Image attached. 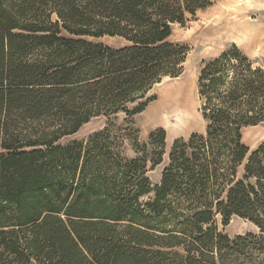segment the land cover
I'll use <instances>...</instances> for the list:
<instances>
[{
    "label": "trees",
    "instance_id": "16d2710c",
    "mask_svg": "<svg viewBox=\"0 0 264 264\" xmlns=\"http://www.w3.org/2000/svg\"><path fill=\"white\" fill-rule=\"evenodd\" d=\"M217 1L0 0V264H264V141L242 140L264 124V63L237 44L204 62L206 131L174 140L157 184L147 166L163 161L164 128L145 144L110 128L181 73L189 47L169 41L173 26ZM102 115L103 129L61 143ZM124 135L140 155L122 154ZM233 215L259 231H219Z\"/></svg>",
    "mask_w": 264,
    "mask_h": 264
},
{
    "label": "rangeland",
    "instance_id": "374dc122",
    "mask_svg": "<svg viewBox=\"0 0 264 264\" xmlns=\"http://www.w3.org/2000/svg\"><path fill=\"white\" fill-rule=\"evenodd\" d=\"M101 41L119 47L126 42L121 38L105 37ZM169 41L180 43L189 47L185 61L182 63V70L178 76L171 77V80L163 84L156 83L149 91L146 98H152L144 109L127 119L125 113L114 117L110 124L113 134H124V127L132 125L137 129L136 137L140 144L149 143L150 134L158 128H164L166 133V145L164 146L163 161L152 167L148 162V176L154 184L161 181L162 171L169 161V152L175 139L188 140L192 133H204L206 122L201 114V98L199 94V75L205 61L219 56L223 51L237 44L250 58L258 63H264V0H218L214 5L204 11H200L193 20L185 25L176 24L173 26L172 35ZM163 80V79H162ZM167 103L170 110L171 123L159 121L156 125H148L145 122V114L154 105L158 106ZM132 105L131 107H134ZM185 112L189 114L191 128L181 133H174L172 129L177 127V116ZM109 123L104 115L92 118L84 124L80 130L70 136H66L61 143L71 140L87 139L94 132L103 129ZM172 132V133H171ZM242 140L249 146L250 151L258 147L264 141V124L250 125L242 129ZM120 148L122 154L128 158L140 155L139 150L133 145V140L127 136ZM123 141V140H122ZM153 145L145 147L150 153ZM243 173V166L239 168V175ZM146 198V197H145ZM219 231H223L231 238L247 232H258L259 227L250 220L238 215H233L228 224H223L221 216H217ZM156 249V248H154ZM177 250L183 252L181 248ZM164 257L151 253L147 257L146 264H173L174 256Z\"/></svg>",
    "mask_w": 264,
    "mask_h": 264
},
{
    "label": "bare ground",
    "instance_id": "6f19581e",
    "mask_svg": "<svg viewBox=\"0 0 264 264\" xmlns=\"http://www.w3.org/2000/svg\"><path fill=\"white\" fill-rule=\"evenodd\" d=\"M171 80L170 76H165L163 80L159 83L160 85L165 83L166 81ZM170 105L167 103H163L161 105H154L150 108V110L145 114V122L148 125H156L159 121H165L171 123L170 115L174 110H170ZM144 112V111H143ZM177 127L172 129L174 133H181L183 131H187L191 128V122L189 121V114L185 112H181L177 116ZM172 133V132H171Z\"/></svg>",
    "mask_w": 264,
    "mask_h": 264
}]
</instances>
